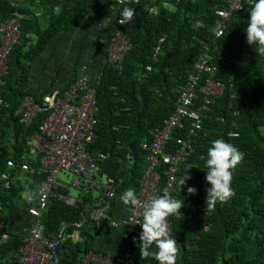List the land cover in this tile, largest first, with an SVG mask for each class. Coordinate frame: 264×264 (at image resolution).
<instances>
[{"label":"trees","instance_id":"trees-1","mask_svg":"<svg viewBox=\"0 0 264 264\" xmlns=\"http://www.w3.org/2000/svg\"><path fill=\"white\" fill-rule=\"evenodd\" d=\"M226 3L227 0H180L177 4L170 0H140V13L131 22L119 25L113 21L114 32H122L131 44L123 68L119 70L105 62L96 88L98 138L92 149L107 155L100 162L99 174L115 179L118 195H122L130 187L139 186L144 177L147 164L141 142L150 138L151 130L163 127L175 111L180 98L177 90L197 72L200 56L206 46L210 48L212 65L217 68L213 78L225 90L213 99L209 111H200L204 123L195 139V151L178 173L175 198L185 203L181 214L169 217L170 236L177 240L179 248L177 264H261L264 260V55L257 54L248 44L247 6L232 16L224 35L216 37L213 29L217 22L223 27L216 10L227 8ZM132 4L122 6L120 14ZM115 5V0H0V24L11 17L19 18L21 24V41L9 56L8 73L0 87V97L6 103L0 109V264H18L15 255L26 239L22 233L11 232L7 225L9 215L17 210L16 202L26 190L20 179L24 172L14 170L15 174L21 170V174L19 185L14 180L11 189L4 188L1 173L11 159H29L31 169L41 170L42 162L29 157L28 140L38 130L42 118L39 116L31 126H25L16 115L27 96L38 98L42 94L34 92L30 85L34 64L56 39L73 33ZM152 8L157 14L150 12ZM196 20H203L205 27L194 30ZM1 37L0 34V47ZM84 49L83 45L79 47L73 67L75 81ZM148 66L152 67L151 72L147 71ZM63 70L64 64H60L43 94L56 89ZM209 77H202L201 87ZM201 87L193 105L197 110L211 98ZM185 124V130L174 133L172 147L178 138L186 137L191 123ZM217 139L232 143L244 153V159L234 170L235 194L206 212L207 189L211 186L206 181L205 163L207 151ZM165 171L166 165L158 167L162 176L158 195H162L166 185ZM186 175L191 179L181 191L179 180ZM188 187L196 188L197 193L189 194ZM59 192L68 194L64 189ZM96 201L91 192H83L76 206L59 197L51 198L42 217L46 235L58 233L65 221H80L85 209H91ZM103 227L89 219L79 240L70 238L56 249L55 264H80L91 252L99 253L95 243ZM141 233L142 228L125 239L123 259L130 250L128 264H158L154 257L142 258L138 247ZM253 245L257 255L251 257L249 250Z\"/></svg>","mask_w":264,"mask_h":264},{"label":"built area","instance_id":"built-area-1","mask_svg":"<svg viewBox=\"0 0 264 264\" xmlns=\"http://www.w3.org/2000/svg\"><path fill=\"white\" fill-rule=\"evenodd\" d=\"M115 1L116 9H121L125 4L133 3L129 8L134 9L135 17L140 13L138 8L140 0ZM170 1H175L176 4L180 2V0ZM226 5L227 8H217L216 10V14L222 18L223 24V30L218 36L216 35L217 38L224 35L226 25L231 21L234 14L245 10L246 6L250 10L251 0H227ZM150 12L157 14L155 8H152ZM121 21L120 15L118 18L119 25L131 22L122 23ZM245 21L248 23L249 19ZM0 34L2 36L0 48L1 86L3 76L8 73L9 56L14 46L21 41L19 18L11 17L0 24ZM163 43L164 39L161 40V44ZM108 46L105 62L121 70L125 54L131 48L127 36L122 32H114ZM160 49L161 46L156 49L155 60ZM209 52L210 48L206 46L196 64L197 72L191 74L187 84L177 90L180 95L177 107L165 120L163 127L151 130L150 138H145L141 142V148L146 153L147 165L144 177L139 182L137 194L143 203H147L153 196L158 195V187L162 178L158 172V167L162 164L166 165V185L164 188H169L170 195L175 198L178 173L182 164L195 151L194 144L197 133L203 128L204 114L200 111H209L213 99L224 93L225 86L213 78L217 68L212 65V56ZM147 71L151 72L152 67L148 66ZM81 73L77 80L70 83L66 89L54 90L42 95L39 100L31 96L26 97L22 107L16 112V115L20 117V122L25 126H31L39 116L42 118L38 130L28 140V147L30 159L42 162L41 170L46 173L45 185H47L46 190L40 194L37 205L29 210L30 215L37 222L26 236L25 245L15 255L18 264H55L56 249L70 238L75 241L79 240L80 231L89 219L97 222L100 227L113 221L111 211L118 195L117 184L115 179L99 174L100 162L105 161L107 155L96 153L92 149L98 138L95 130L98 125L97 115L99 113L96 90L98 82L94 83L91 80L87 66H83ZM204 75L210 77L207 79V83L201 87ZM199 87L211 98L207 100L202 109L197 110L193 108V105L198 99ZM5 104L4 99L0 97V109ZM189 121L191 124L186 137L178 138L176 145L172 147L174 133L185 130V123ZM233 136H238V134L234 133ZM7 169L1 173V180L5 189H11L15 180L13 178L14 170L21 169L23 172H28L31 170V162L29 159L20 162L11 159L7 162ZM62 173H69L78 176L79 179H85L88 181V190H98L102 192V196L91 209L83 214L80 221L75 223L65 221L58 233L48 236L45 233L42 217L50 199L59 197L65 202L67 201L66 197L59 192L62 187H65L60 180ZM74 186L81 187V181L76 180ZM128 220L129 217L126 224H128ZM71 228H73L72 231L69 230ZM140 228L139 224L128 225V235L137 234ZM129 258L130 250L126 259H114L112 255L105 256L102 253L91 252L80 260V264H128ZM261 264H264V260Z\"/></svg>","mask_w":264,"mask_h":264},{"label":"clouds","instance_id":"clouds-1","mask_svg":"<svg viewBox=\"0 0 264 264\" xmlns=\"http://www.w3.org/2000/svg\"><path fill=\"white\" fill-rule=\"evenodd\" d=\"M38 15L40 16L41 13H38ZM120 15L122 17L121 22L123 23L125 21H132L135 17V12L134 9L125 8L122 13L116 17L117 22ZM114 24L115 23L112 22L111 26ZM204 27L205 24L203 20H196L193 24L194 30ZM222 30L221 23L217 22L213 29L214 33L218 36ZM246 33L248 44L254 47L257 54L264 55V0H251L250 21L248 22ZM61 37L51 44L57 42ZM49 47L50 46H48V48ZM107 48H109V46H107ZM78 49L76 51H78ZM78 54L75 56L76 59ZM106 57L107 55L104 58V63ZM83 65L79 66L78 77L82 74ZM4 78L5 75L3 76V83L1 85L5 83ZM74 81L75 77L73 76L71 81L67 82L64 87H60L59 89H66L67 86ZM42 95L45 94L39 95L38 98L32 95L30 96L39 100ZM243 159L244 153L232 143L224 139H217L211 143V147H209L207 151L205 163V172L207 173L206 181L207 184L211 186L207 189L206 212L213 210L217 204L227 202L235 194L232 188L233 174L234 170ZM189 179H191V177L186 175L179 180L181 191ZM46 188L47 185L39 186L38 189L31 194V197L35 198L43 193ZM187 190L189 194L197 193V189L193 187H188ZM120 199L123 205L126 206V210L130 213L127 225L139 224L142 228V233L139 238L140 243L138 244L142 258L154 257L158 264H177L179 248L177 240L169 235L168 218L177 213L181 214V209L184 207L185 203L184 200L181 201L172 197L167 187L163 189L162 195L153 196L147 203H143L140 200L136 190L133 188L127 189L121 195ZM153 246H155V250H153Z\"/></svg>","mask_w":264,"mask_h":264},{"label":"crops","instance_id":"crops-1","mask_svg":"<svg viewBox=\"0 0 264 264\" xmlns=\"http://www.w3.org/2000/svg\"><path fill=\"white\" fill-rule=\"evenodd\" d=\"M110 9L101 11L92 17V19H89L87 23L76 29L73 33H70L67 36H62L59 43L57 41L49 45L50 47L47 49L45 54L35 62L32 70L30 84L34 89V92L43 94L47 90V88L50 86L51 79L54 76V72L60 64H64L65 70L62 72L59 80L60 82L58 81L55 90L59 89L60 87H64L67 82L71 81L73 78V66L76 61L75 56L79 53L80 50L78 48L81 45H83L85 49L79 66L83 64V66H87L88 74L90 75L91 80L94 83L99 82L102 75V65L104 63V58L107 55L108 42L114 33L112 28L113 26H111V24L113 21H116V17L120 14L119 10L115 9L114 6L111 11ZM65 49L67 51H65ZM77 49L78 51H76ZM70 51H73L72 55ZM45 60L49 61L47 66H45ZM55 62H57V66ZM49 65L55 66L53 68V72L50 74L48 67ZM6 170H4V172ZM19 172L21 174V171H18L17 174H13V178H15L17 185H19ZM20 179L26 190L22 193L21 199L16 202L17 210L15 209L11 212L7 225L11 232L22 233L23 235L27 236L30 233L32 226H34L37 222L35 218L30 215L29 210L30 208L37 205L40 196L39 194L35 198H32L31 194L36 191L39 186L45 185L46 173L42 172V170L38 171L37 169H31L28 172L22 173ZM60 180L65 185V187H62L61 189H64L68 192V194L66 193L67 195H64L68 201H66V203L71 206H76L81 195H79L77 198L73 197L70 191L72 185L62 181L61 178ZM82 180L83 179L81 178V183ZM73 183L75 184V181H73ZM130 188L135 189L136 192L138 190V186ZM84 192L92 193L93 190L87 189ZM101 196L102 192L99 191V195L95 199L98 200ZM120 197V194L117 195L114 208L112 209L111 215L113 216V221L107 222L103 225L104 230L98 236L95 243V248L97 251H99V253L112 255V257H116V259H123L122 254L124 251L125 239L129 236L126 220L130 213L126 210V206L123 205ZM19 206L21 208L20 210ZM88 209L89 207L85 209L84 213H86ZM5 236L7 237V235ZM249 251L251 257L256 256V245H253Z\"/></svg>","mask_w":264,"mask_h":264},{"label":"rangeland","instance_id":"rangeland-1","mask_svg":"<svg viewBox=\"0 0 264 264\" xmlns=\"http://www.w3.org/2000/svg\"><path fill=\"white\" fill-rule=\"evenodd\" d=\"M60 39L58 40V43H59ZM59 47V46H58ZM64 49V48H63ZM65 51H67L65 49ZM61 53V52H60ZM71 55L73 53V51H70ZM62 55V54H60ZM59 57V56H58ZM54 58V57H53ZM54 60V59H52ZM77 60V59H76ZM46 64L45 66L48 65L49 61H44ZM56 66H57V63L55 62ZM44 65V64H43ZM49 74L53 72V68L55 67L54 65H49ZM42 75V74H41ZM60 82V81H59ZM61 179L62 181L68 183L69 185H72L71 186V195L75 198H77L79 195H81L84 191H86L88 189V184H87V181H85V179L82 180V187L81 188H78V187H75L74 186V183L73 181H76V180H80L78 176H75V175H72V174H69V173H62L61 174ZM99 195V191L98 190H95L92 192V196L94 198H96L97 196Z\"/></svg>","mask_w":264,"mask_h":264}]
</instances>
